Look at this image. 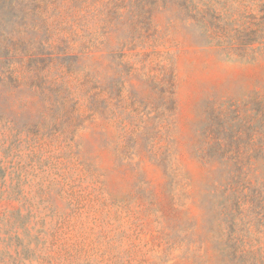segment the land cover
Instances as JSON below:
<instances>
[{
    "label": "rangeland",
    "instance_id": "1",
    "mask_svg": "<svg viewBox=\"0 0 264 264\" xmlns=\"http://www.w3.org/2000/svg\"><path fill=\"white\" fill-rule=\"evenodd\" d=\"M42 1L40 74L21 52L0 78V264L264 256V0H158L137 27L120 0L105 29L108 0Z\"/></svg>",
    "mask_w": 264,
    "mask_h": 264
},
{
    "label": "trees",
    "instance_id": "2",
    "mask_svg": "<svg viewBox=\"0 0 264 264\" xmlns=\"http://www.w3.org/2000/svg\"><path fill=\"white\" fill-rule=\"evenodd\" d=\"M119 1H107L105 7L107 17L101 19V28L105 29L106 26L113 25L115 18L121 16L122 13L120 11L123 5ZM157 1L134 0L132 4L136 6L137 12L134 13L131 20L132 25L135 27L140 24L148 25V20H150L148 16L149 10L157 4ZM63 2L73 4L75 6V12L89 11L91 9L90 0H66ZM175 2H178V5L188 11V14H191V16H195L199 12L194 0H175ZM53 3H57V1H53L51 4ZM48 5V3H44L42 0H0V78L5 76L9 78L16 77V70L12 67V58L21 52L24 56L20 61H25L27 72L35 74L36 70V74H40V68L37 64L39 61L42 62L43 53L36 50V45H42L49 40L43 36L39 40L37 39L40 33H44V31L45 33H49L51 31L49 27L45 26L48 23V19L45 15L44 7ZM98 14H102V10L97 11L95 17ZM231 179L233 180V187H238L242 181L247 180L246 177L241 176H233ZM228 190L229 186L223 190V194L225 195ZM263 199L264 192L256 190V188L252 189L251 201L254 207L259 206ZM242 203L245 202L242 201L238 189L222 200V205L229 214L232 225L240 217L238 211L234 209L242 207ZM233 239L235 240L237 238L233 237ZM235 245H231L234 256L239 252L243 243L241 245ZM240 258L244 259L243 261L246 264H257L259 261L264 263V256L257 258V254L252 252H248L246 257Z\"/></svg>",
    "mask_w": 264,
    "mask_h": 264
}]
</instances>
